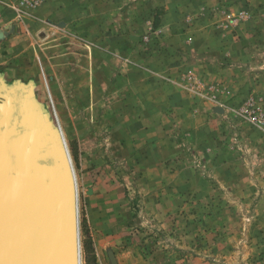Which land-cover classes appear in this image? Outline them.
<instances>
[{
	"label": "rangeland",
	"instance_id": "374dc122",
	"mask_svg": "<svg viewBox=\"0 0 264 264\" xmlns=\"http://www.w3.org/2000/svg\"><path fill=\"white\" fill-rule=\"evenodd\" d=\"M50 1L60 14L21 28L25 42L0 33V105L26 107L36 150L72 165L82 264H111L94 245L93 197L97 219L124 216L136 253L123 264H264V0L13 3L22 20ZM142 117L170 155L159 165L186 170L176 180L191 188L170 191L166 173L142 186L125 149Z\"/></svg>",
	"mask_w": 264,
	"mask_h": 264
},
{
	"label": "bare ground",
	"instance_id": "6f19581e",
	"mask_svg": "<svg viewBox=\"0 0 264 264\" xmlns=\"http://www.w3.org/2000/svg\"><path fill=\"white\" fill-rule=\"evenodd\" d=\"M0 33L5 34L4 37L7 34L6 31ZM22 106H16L21 110L13 112L8 123L0 128V159H6L5 151L13 157L8 166L0 162V264L20 263L15 257L20 248L15 250V255L13 248L8 249L4 237V223L9 213L5 204L11 205L14 197H19V205L22 201L24 204L20 216L25 224L23 235L28 241V251L33 252V256H29L31 264H62V258L65 264H82L79 208L76 205V210L73 209V199L76 203L78 197L77 191L73 195L71 188L73 181L76 190L73 167L70 164L69 171L63 153L36 150L32 144L31 114ZM1 109H5L3 105H0ZM42 156H56L57 160L50 159L51 165L47 167L42 163ZM66 179L70 187L66 185Z\"/></svg>",
	"mask_w": 264,
	"mask_h": 264
},
{
	"label": "crops",
	"instance_id": "0c3cea01",
	"mask_svg": "<svg viewBox=\"0 0 264 264\" xmlns=\"http://www.w3.org/2000/svg\"><path fill=\"white\" fill-rule=\"evenodd\" d=\"M15 0H0V32L1 31H7V34L5 36L4 41L6 40L7 43H13L14 40L16 41V38L21 42L26 41L27 34H24V37L21 39L20 32L21 28L28 29L31 28L32 25H48L47 20L53 19L56 16L60 14V11L58 10V4L54 6L53 2H46L41 6L30 8L28 15H23L22 20L20 17H18V12L14 8V2ZM64 9V8H63ZM32 15V16H31ZM37 19H40L37 21ZM23 30V29H22ZM5 41V42H6ZM234 46H238L237 43ZM10 47V46H9ZM12 47V46H11ZM5 85V84H4ZM171 104L178 105L177 100H171ZM146 105L149 103L146 102ZM3 105V104H2ZM152 108L157 112H159L160 106L159 103L152 100ZM143 106V105H142ZM158 106V108H157ZM137 108V106H136ZM141 108V107H139ZM142 109V108H141ZM137 109H135L136 111ZM134 122L130 125L131 131L135 130L134 138L129 139V145H125V149L129 150L131 153L129 155L130 158L134 159V161H140L142 160V169L143 173L149 174V177L145 178L143 180L142 186H145L147 190H155L161 186V184L164 183L161 176H158L160 174H168V176H172V179L168 181L169 190L175 191L179 189H188L191 188L190 181H186L184 183H181L180 179H177V176L182 173H185L186 170L183 169V171H180L179 168H176L174 165H169L168 168L163 167L162 165H159L161 161L165 158H169L170 155H165L161 153L159 145H161L160 141L155 142L154 132L156 130L157 125L154 120H149L148 125H145V121H143L142 118H136L133 120ZM149 126V127H147ZM155 142V143H154ZM140 148H143V150H140ZM156 148V149H154ZM128 154V153H127ZM140 158V159H136ZM194 171V170H193ZM165 179V178H164ZM165 185V184H164ZM170 193H167L169 195ZM175 194H171V196L167 199V197L162 201V206H171L175 205ZM95 200V197H93V201ZM91 202L89 204V222L91 223V233L93 235V238L95 240V247L97 249V252L101 255V261L103 260L105 262L106 257L102 254V248L106 247L107 253L111 250V248H114L113 251L118 259V262L121 264L124 263V259L126 258L127 261L128 257H131L136 253L135 244L128 242L126 238V229L124 228V224L122 221L124 220V216L121 215L119 219V224L117 221L113 220L115 218L108 217V213L104 212V214L99 215V218L97 219L95 215L96 207L94 206V202ZM165 210V209H163ZM165 212V211H164ZM103 215V216H102ZM95 217V218H94ZM115 229H117L115 231ZM125 232V236L124 233ZM115 248L120 249V252H117ZM109 256V254H108ZM105 257V258H104ZM136 258V256H135ZM137 259V258H136ZM102 261V262H103Z\"/></svg>",
	"mask_w": 264,
	"mask_h": 264
},
{
	"label": "water",
	"instance_id": "95a60500",
	"mask_svg": "<svg viewBox=\"0 0 264 264\" xmlns=\"http://www.w3.org/2000/svg\"><path fill=\"white\" fill-rule=\"evenodd\" d=\"M22 107H24V106H22ZM4 108L5 109H1L2 111L0 110V128H2L3 125H6L8 123L9 119H11L10 116H12L14 114L13 112L16 113V112H19L21 110L20 108H13L11 106L4 107ZM59 148H62V147H59ZM4 149H5V147H4ZM53 149H57V148L54 147ZM48 153H46V154H48ZM8 154L5 151L6 159L4 157H3V160L0 159V162L2 164H5L6 166H8L12 163L11 158H13V157H10ZM42 158H43L42 163H44L47 167H49L48 165H51L50 163H48L50 161V159H54V161L57 160L56 156H52L51 158H49V156H46V157L42 156ZM63 163H64V161L62 160V164ZM63 167L65 168V166H63ZM7 172H8V174L11 173L10 171H8V169H7ZM67 182H68V180L66 179V185L70 187L69 182L68 183ZM5 206L7 207L9 213L11 214L10 215L8 213L7 219L5 220V223H4V237H5V241H7V243H8V249L13 248L15 255H16L17 249L20 248L19 252H17V256H15L17 261L20 262L19 264H21V263L22 264H31L29 256H33V252L28 251V246L26 245L28 243V241L25 239V237L23 235L24 231H25V224H24L23 219L20 216V214H22L20 211V208L21 207L24 208L23 201H22L21 205H19V197H17V198L14 197L12 202H11V205L5 204ZM10 208H11V210H10ZM15 217H17L18 220H14ZM19 230H20V232H19ZM23 241H25V242H23ZM60 251H61V249H60ZM62 252H63V250H62ZM109 256H110L112 264H118L115 253L112 250L109 251ZM15 257H13V258H15ZM62 264H65L63 258H62Z\"/></svg>",
	"mask_w": 264,
	"mask_h": 264
},
{
	"label": "trees",
	"instance_id": "16d2710c",
	"mask_svg": "<svg viewBox=\"0 0 264 264\" xmlns=\"http://www.w3.org/2000/svg\"><path fill=\"white\" fill-rule=\"evenodd\" d=\"M84 248H85L86 255H87V253H88V249H89V246H88V244H86V243H85V247H84Z\"/></svg>",
	"mask_w": 264,
	"mask_h": 264
}]
</instances>
